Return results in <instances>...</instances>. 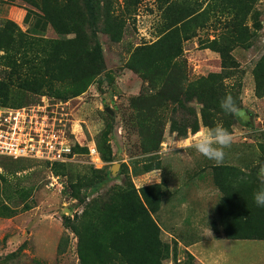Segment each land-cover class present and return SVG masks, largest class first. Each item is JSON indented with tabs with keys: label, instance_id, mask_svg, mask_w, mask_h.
<instances>
[{
	"label": "rangeland",
	"instance_id": "obj_1",
	"mask_svg": "<svg viewBox=\"0 0 264 264\" xmlns=\"http://www.w3.org/2000/svg\"><path fill=\"white\" fill-rule=\"evenodd\" d=\"M92 5L96 34L84 0H0V102L64 100L75 140L52 168L0 162V264H264V0ZM217 124L222 164L177 148Z\"/></svg>",
	"mask_w": 264,
	"mask_h": 264
},
{
	"label": "built area",
	"instance_id": "obj_2",
	"mask_svg": "<svg viewBox=\"0 0 264 264\" xmlns=\"http://www.w3.org/2000/svg\"><path fill=\"white\" fill-rule=\"evenodd\" d=\"M67 102L42 96L36 103L0 104V162H29L45 168L74 159L75 140L70 136ZM88 154L100 162L94 143ZM51 179L55 182L54 176Z\"/></svg>",
	"mask_w": 264,
	"mask_h": 264
},
{
	"label": "clouds",
	"instance_id": "obj_3",
	"mask_svg": "<svg viewBox=\"0 0 264 264\" xmlns=\"http://www.w3.org/2000/svg\"><path fill=\"white\" fill-rule=\"evenodd\" d=\"M220 107L225 113L235 116L243 115L231 95H226L221 100ZM233 142L234 134L223 125L217 124L214 127L201 129L193 137L180 141L177 148H192L205 158L214 161L216 165H220L225 158V149L230 148ZM256 175L260 187L253 193V199L257 206H264V164L259 166ZM206 235L210 236L211 230Z\"/></svg>",
	"mask_w": 264,
	"mask_h": 264
},
{
	"label": "trees",
	"instance_id": "obj_4",
	"mask_svg": "<svg viewBox=\"0 0 264 264\" xmlns=\"http://www.w3.org/2000/svg\"><path fill=\"white\" fill-rule=\"evenodd\" d=\"M85 2V6L87 8V15H88V23H89V26L92 30V32L94 34H96V32L98 31V28H97V9L95 8V6L92 5V0H84ZM78 37V36H77ZM79 39H81V37H79ZM97 48H100L99 44L95 45L94 46V50H96ZM80 50V47H79V44H78V47L75 48V51H78ZM174 83L171 84V86H168L167 85V88H166V91H167V94H166V97H170L167 98L170 100V102H172V104H176L177 102L180 103L181 107H182V104H181V99H179L181 97V95H183V92L184 90L186 89L185 85H175L173 86ZM77 94V91H75L73 93V95H76ZM0 104H3V105H7V104H4V103H1ZM183 111L184 110H181V119L183 120V126L186 125V123H190L189 122V119L185 118L182 114H183ZM183 116V117H182ZM177 126V125H176ZM161 133L156 137V141H157V144L159 143V140L161 139ZM145 203L148 205V201L146 202L145 200ZM131 209L132 210H135V211H138L139 214H140V217L144 214L147 215V213L145 212V205L144 203H142L140 201V199L137 197L135 198V201H132L131 203ZM133 216V215H131ZM161 255V245L159 244V240H158V236H157V229L155 230V234H154V247H153V257L154 258H159ZM133 264H138V263H133Z\"/></svg>",
	"mask_w": 264,
	"mask_h": 264
}]
</instances>
